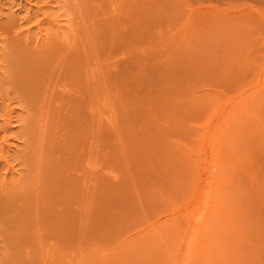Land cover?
I'll return each mask as SVG.
<instances>
[{
  "label": "rangeland",
  "instance_id": "obj_1",
  "mask_svg": "<svg viewBox=\"0 0 264 264\" xmlns=\"http://www.w3.org/2000/svg\"><path fill=\"white\" fill-rule=\"evenodd\" d=\"M0 264H264V0H0Z\"/></svg>",
  "mask_w": 264,
  "mask_h": 264
},
{
  "label": "bare ground",
  "instance_id": "obj_2",
  "mask_svg": "<svg viewBox=\"0 0 264 264\" xmlns=\"http://www.w3.org/2000/svg\"><path fill=\"white\" fill-rule=\"evenodd\" d=\"M235 113V112H234ZM216 167V166H215ZM211 195V194H210ZM207 197V196H206ZM211 198V197H210ZM217 207V206H216ZM217 217V216H216ZM195 230V229H194ZM195 234H196V230H195ZM196 238H197V236H195ZM194 237V238H195ZM194 245H195V243H194ZM196 246V245H195ZM195 248V247H194ZM190 259V258H189ZM193 260V259H192Z\"/></svg>",
  "mask_w": 264,
  "mask_h": 264
}]
</instances>
